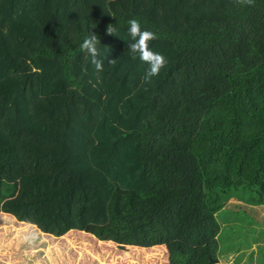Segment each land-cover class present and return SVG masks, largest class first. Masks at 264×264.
Segmentation results:
<instances>
[{"label": "trees", "instance_id": "1", "mask_svg": "<svg viewBox=\"0 0 264 264\" xmlns=\"http://www.w3.org/2000/svg\"><path fill=\"white\" fill-rule=\"evenodd\" d=\"M18 6L4 36L32 69L0 81V213L56 238L80 231L164 245L167 264H216L222 228L205 204L197 141L222 140L239 175L253 166L264 200V0ZM132 19L167 60L151 82L128 49ZM91 32L100 72L80 48Z\"/></svg>", "mask_w": 264, "mask_h": 264}, {"label": "rangeland", "instance_id": "2", "mask_svg": "<svg viewBox=\"0 0 264 264\" xmlns=\"http://www.w3.org/2000/svg\"><path fill=\"white\" fill-rule=\"evenodd\" d=\"M18 11V0H0V81L32 69L29 63L9 54L4 36L5 24ZM197 142H200L197 155L205 178V204L215 213L222 228L216 264H264V200L253 190L254 167L253 171L247 169L239 175L236 165L228 166L236 161L235 157L216 148L222 140L201 136ZM222 153L226 157L223 162ZM43 234L34 225L0 213V264L168 263L164 245L147 249L122 247L80 231H71L60 238ZM239 241L242 247L237 252L234 247Z\"/></svg>", "mask_w": 264, "mask_h": 264}, {"label": "clouds", "instance_id": "3", "mask_svg": "<svg viewBox=\"0 0 264 264\" xmlns=\"http://www.w3.org/2000/svg\"><path fill=\"white\" fill-rule=\"evenodd\" d=\"M239 5H251L253 0H233ZM128 34L132 42L128 44V49L132 54V59H139L148 67L144 75L145 82H151L152 78L159 75L162 68L167 64L166 58L157 52H154L149 47V42L156 38V35L150 31H142L139 22L135 19L130 20ZM117 29L109 24L106 29V34L116 35ZM100 43L98 36L91 32L80 45L81 50L91 58V64L95 66L97 72L103 70V60L98 59L100 51L97 47ZM115 59H109V63H114Z\"/></svg>", "mask_w": 264, "mask_h": 264}, {"label": "crops", "instance_id": "4", "mask_svg": "<svg viewBox=\"0 0 264 264\" xmlns=\"http://www.w3.org/2000/svg\"><path fill=\"white\" fill-rule=\"evenodd\" d=\"M43 235H46V234H43ZM218 242H219V240H218ZM241 247H242V241H239V242H237V245L234 247L235 248L234 250L235 251L237 250V252H238V251H240ZM168 258H169V256H168Z\"/></svg>", "mask_w": 264, "mask_h": 264}]
</instances>
